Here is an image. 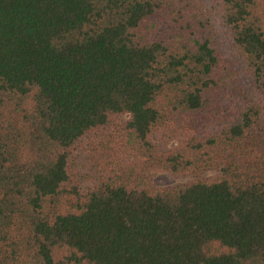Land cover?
<instances>
[{
    "label": "trees",
    "instance_id": "trees-1",
    "mask_svg": "<svg viewBox=\"0 0 264 264\" xmlns=\"http://www.w3.org/2000/svg\"><path fill=\"white\" fill-rule=\"evenodd\" d=\"M0 264H264V0H0Z\"/></svg>",
    "mask_w": 264,
    "mask_h": 264
},
{
    "label": "rangeland",
    "instance_id": "rangeland-1",
    "mask_svg": "<svg viewBox=\"0 0 264 264\" xmlns=\"http://www.w3.org/2000/svg\"><path fill=\"white\" fill-rule=\"evenodd\" d=\"M172 146V142H167V147ZM74 162L75 168L74 172L80 177V185L82 188H86L92 184V176L95 173V169H91L95 164L91 156L83 150L74 151ZM214 171L208 170L203 171L201 175L202 178L212 176ZM193 179L190 174L182 175H171L164 171L155 170L152 171L150 177V184L155 187H169L177 184L187 183Z\"/></svg>",
    "mask_w": 264,
    "mask_h": 264
}]
</instances>
